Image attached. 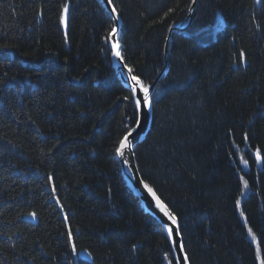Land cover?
I'll list each match as a JSON object with an SVG mask.
<instances>
[{
    "label": "trees",
    "instance_id": "obj_1",
    "mask_svg": "<svg viewBox=\"0 0 264 264\" xmlns=\"http://www.w3.org/2000/svg\"><path fill=\"white\" fill-rule=\"evenodd\" d=\"M64 2L0 0V264H175L115 155L135 116L105 40L114 22L102 0H67L65 43ZM113 4L125 62L145 83L163 72L135 147L142 178L177 215L190 264H258L245 217L264 255V0H197L170 40L192 0Z\"/></svg>",
    "mask_w": 264,
    "mask_h": 264
},
{
    "label": "snow or ice",
    "instance_id": "obj_2",
    "mask_svg": "<svg viewBox=\"0 0 264 264\" xmlns=\"http://www.w3.org/2000/svg\"><path fill=\"white\" fill-rule=\"evenodd\" d=\"M196 0H192V3L195 4ZM255 3L259 4L261 3V0H255ZM107 4L110 6V12L112 14V18L116 23H113L111 26L110 31L107 33L105 40L106 42H109L111 44V50L112 54L119 59L122 63L124 62V56L121 52V45L119 42V39L117 37L119 36V30L117 27L118 22L121 19L120 13L117 9V6L113 4V0H107ZM69 8L70 5L65 0V2L61 5L59 9V22L65 29V43H67V27H68V18H69ZM173 9H169L168 12H166L164 15L167 16L169 13H171ZM193 11V9H189V12ZM38 15H43V10L41 9ZM253 22L256 24L257 28H260V23L256 21L255 15L253 14ZM0 47L7 48L10 47L9 45H2ZM240 62H245V54L243 50L240 52ZM123 67L127 69V75L128 79L131 82L129 85V91L130 96L123 97L124 100H131L133 104V111L135 119L133 123L135 124V128L129 127L128 130L125 132L123 137L119 139L118 146L115 147V155L124 158L126 155V152L130 150L133 147L132 140L130 137H132L133 133L136 131V128H139L141 120H140V114L142 113L143 109H151L152 107V95H151V88L152 85L149 83H145V81L141 78V76L134 74V68L129 66L127 63H123ZM8 76L7 72H4L2 76H0V88H3L6 79ZM12 80H15V77L11 78ZM14 86V85H13ZM248 135L245 133L244 140L247 141ZM51 151V149L49 150ZM255 160L257 163H260L262 160H264V156L261 154V149L259 147L256 148L255 153ZM123 163L125 165H129L130 161L128 159H123ZM240 163H242L245 167L248 166V160L244 159L243 157L240 158ZM48 182L52 185V192H56L55 183L53 180V176L51 174L47 177ZM239 180L241 184L243 185V188L241 189V196L244 195V189H247L249 187L248 181L244 178V176H240ZM139 183L142 185V187L146 190L148 195L151 196L152 200L155 202V207L159 209L161 213H163V216L167 218V221H170V224L165 221L162 223V228L164 232L166 233V239L171 242L172 250L176 251L178 250L180 255L175 258V264H190V259L188 252L185 249V245L182 239H179L181 237L178 217L173 212L168 205L160 198V196L157 194L155 189L149 184L148 181H145L144 179H140ZM57 203L59 204V200L57 199ZM235 206L239 209L241 207V199H236ZM61 209L63 208V205H60ZM33 217L36 215L35 213L31 214ZM240 215L242 217L245 216L244 212L241 210ZM65 220H67V216L65 215ZM245 226L247 227L248 235L252 238V241L256 244L255 248V259L258 261V264H264V255H262V250L260 247V242L258 241V238L253 231L251 227L247 226V218L245 217ZM67 243L71 248L72 253L77 252V247L75 243V239L73 237V232L70 226H68L67 230ZM137 244H132L131 248L134 251L137 248ZM164 258L168 261V264H173V260L168 258V253H164Z\"/></svg>",
    "mask_w": 264,
    "mask_h": 264
},
{
    "label": "water",
    "instance_id": "obj_3",
    "mask_svg": "<svg viewBox=\"0 0 264 264\" xmlns=\"http://www.w3.org/2000/svg\"><path fill=\"white\" fill-rule=\"evenodd\" d=\"M196 2H197V0H196ZM196 2H195V4H192L191 9H193V11L189 12L188 23L185 25L179 24V25L173 26L170 30V35H169L168 40L171 39L172 33L174 31H183V30H186L188 28V26L190 25V22L193 18L194 8L196 6ZM103 3H104L108 13L110 14V16L112 18V14L110 12V6L107 4V0H103ZM112 20L114 23H116V21H114L113 18H112ZM117 27L119 30V36L117 37V39H119V42H120V33H121V29H122V19H120V21L118 22ZM110 46H111V44H110ZM121 52H122V48H121ZM168 55H169V49L167 48L166 49V58L168 57ZM112 63H113V66L117 72V76L124 82L126 87L129 88V85L131 82L128 79L127 69H125L123 67V63H126L125 60L122 63L121 61H119V59L117 57H115L112 54ZM162 75H163V72L160 73V75L156 78V80L151 84L152 85L151 95H153L156 84L158 83V81ZM152 118H153L152 107H151V109H143L142 113L140 114V120H141L140 126H139V128H136V131L133 133L132 137H130V139L132 140L133 147L126 152V155L123 158V159H128L130 161V163H129V165H125L123 163V159L120 157H119V161L121 163L122 171H123V174L125 176V179L129 185V187L142 200L146 210L148 212H150L151 214H153L161 223H163V222L167 221V218L164 217L163 213H161L159 211V209H157L155 207V202L152 200L151 196L148 195L146 190L139 183V180L142 178V175L139 171V167L137 164L136 155H135V151H134L136 145L138 143L142 142L145 139L146 135L148 134L150 127H151V124H152ZM135 127L136 126H134V128ZM167 222L170 224V221H167ZM179 227H180V224H179ZM180 232H181V230H180ZM179 239L183 240V236L181 235V237ZM183 242H184V240H183ZM174 253H175V257H178L180 255L178 250L174 251ZM81 255H83L84 258H86L88 260L91 259V256L87 251L82 252ZM181 264H182V262H181Z\"/></svg>",
    "mask_w": 264,
    "mask_h": 264
},
{
    "label": "bare ground",
    "instance_id": "obj_4",
    "mask_svg": "<svg viewBox=\"0 0 264 264\" xmlns=\"http://www.w3.org/2000/svg\"><path fill=\"white\" fill-rule=\"evenodd\" d=\"M103 1V0H102ZM104 4V3H103ZM105 6V5H104ZM106 8V7H105ZM174 32H176V31H174ZM152 109H153V105H152ZM135 126V125H134ZM134 126H133V128H134ZM134 151H135V149H134ZM119 158V157H118ZM162 224V223H161ZM85 251H87V250H82V251H80L79 252V256H81L82 258H84V256L83 255H81V253L82 252H85ZM88 252V251H87ZM89 253V252H88ZM90 254V253H89ZM91 256V255H90ZM84 259H86V258H84ZM86 260H88V259H86ZM90 260H92V257H91V259ZM77 262H78V260H73V262H72V264H77Z\"/></svg>",
    "mask_w": 264,
    "mask_h": 264
},
{
    "label": "rangeland",
    "instance_id": "obj_5",
    "mask_svg": "<svg viewBox=\"0 0 264 264\" xmlns=\"http://www.w3.org/2000/svg\"><path fill=\"white\" fill-rule=\"evenodd\" d=\"M111 47V46H110Z\"/></svg>",
    "mask_w": 264,
    "mask_h": 264
}]
</instances>
